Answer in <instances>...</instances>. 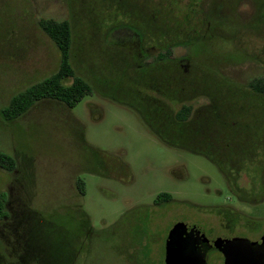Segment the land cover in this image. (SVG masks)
Segmentation results:
<instances>
[{
	"label": "rangeland",
	"instance_id": "1",
	"mask_svg": "<svg viewBox=\"0 0 264 264\" xmlns=\"http://www.w3.org/2000/svg\"><path fill=\"white\" fill-rule=\"evenodd\" d=\"M41 19L71 22L91 94L7 120L59 69ZM261 78L264 0H0V151L17 163L0 168V264H165L178 225L260 241L264 94L247 86Z\"/></svg>",
	"mask_w": 264,
	"mask_h": 264
},
{
	"label": "trees",
	"instance_id": "2",
	"mask_svg": "<svg viewBox=\"0 0 264 264\" xmlns=\"http://www.w3.org/2000/svg\"><path fill=\"white\" fill-rule=\"evenodd\" d=\"M39 26L43 32L55 43L60 51V65L57 72L50 77L30 86L25 91L15 95L9 105L3 110V116L7 120H15L25 115L37 103L45 100H54L63 103L73 109L87 95L91 94V87L76 71L72 63L73 30L69 20L41 19ZM171 58V49L162 53ZM251 91L264 94V78L256 79L247 86ZM191 106H182L175 115L177 122L185 123L191 116ZM0 168L13 172L17 168L15 159L0 151ZM78 189L85 194L83 182H79ZM8 196L0 194V221L9 218L7 211ZM172 200L169 194H160L157 203L161 204Z\"/></svg>",
	"mask_w": 264,
	"mask_h": 264
},
{
	"label": "water",
	"instance_id": "3",
	"mask_svg": "<svg viewBox=\"0 0 264 264\" xmlns=\"http://www.w3.org/2000/svg\"><path fill=\"white\" fill-rule=\"evenodd\" d=\"M210 249L220 250L225 264H264V241L224 238L213 242L199 228L184 225L174 227L168 236L165 264H207Z\"/></svg>",
	"mask_w": 264,
	"mask_h": 264
},
{
	"label": "flooded vegetation",
	"instance_id": "4",
	"mask_svg": "<svg viewBox=\"0 0 264 264\" xmlns=\"http://www.w3.org/2000/svg\"><path fill=\"white\" fill-rule=\"evenodd\" d=\"M222 239H224V238H222ZM230 239V238H229ZM218 240H220V239H218ZM218 240H216V241H218ZM212 241V240H211ZM249 242H251V243H262L263 241H264V236L263 237H261L260 238V241H258V242H252V241H250V240H248ZM213 242H215V241H213ZM206 246V245H205ZM210 250H212V249H210ZM210 250H208V252L210 251ZM218 250V249H217ZM220 251V250H219ZM208 252H207V254H208ZM221 252V251H220ZM221 254L223 255V261H224V264H225V255L221 252Z\"/></svg>",
	"mask_w": 264,
	"mask_h": 264
},
{
	"label": "crops",
	"instance_id": "5",
	"mask_svg": "<svg viewBox=\"0 0 264 264\" xmlns=\"http://www.w3.org/2000/svg\"><path fill=\"white\" fill-rule=\"evenodd\" d=\"M60 65V64H59ZM34 85V84H33Z\"/></svg>",
	"mask_w": 264,
	"mask_h": 264
}]
</instances>
